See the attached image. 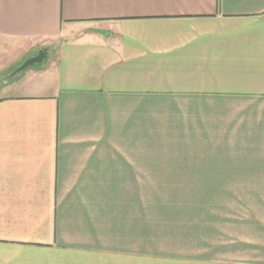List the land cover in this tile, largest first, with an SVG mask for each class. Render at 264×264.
Wrapping results in <instances>:
<instances>
[{
	"label": "crops",
	"instance_id": "0c3cea01",
	"mask_svg": "<svg viewBox=\"0 0 264 264\" xmlns=\"http://www.w3.org/2000/svg\"><path fill=\"white\" fill-rule=\"evenodd\" d=\"M0 86V264H264V0H0Z\"/></svg>",
	"mask_w": 264,
	"mask_h": 264
},
{
	"label": "water",
	"instance_id": "95a60500",
	"mask_svg": "<svg viewBox=\"0 0 264 264\" xmlns=\"http://www.w3.org/2000/svg\"><path fill=\"white\" fill-rule=\"evenodd\" d=\"M47 57V54L44 50H40L39 53L32 57L29 58L28 60H26L22 66L20 68H18V70L16 71V73H18L19 71H23L26 67L30 66V65H34L37 63L42 62L45 58Z\"/></svg>",
	"mask_w": 264,
	"mask_h": 264
},
{
	"label": "rangeland",
	"instance_id": "374dc122",
	"mask_svg": "<svg viewBox=\"0 0 264 264\" xmlns=\"http://www.w3.org/2000/svg\"><path fill=\"white\" fill-rule=\"evenodd\" d=\"M2 86V85H1ZM0 86V93L2 92L1 90H2V87ZM1 95V94H0ZM248 185H252V184H248ZM232 188H233V190L235 191V192H238V186H236V184L235 185H233L232 186ZM245 190V192H244V194L246 195V196H248V195H252V193H251V191H249V190H247V189H244ZM233 196V195H232Z\"/></svg>",
	"mask_w": 264,
	"mask_h": 264
}]
</instances>
